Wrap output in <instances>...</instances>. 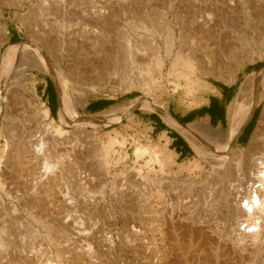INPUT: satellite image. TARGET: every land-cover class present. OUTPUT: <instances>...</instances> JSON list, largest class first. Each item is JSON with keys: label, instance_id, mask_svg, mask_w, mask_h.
Returning a JSON list of instances; mask_svg holds the SVG:
<instances>
[{"label": "rangeland", "instance_id": "374dc122", "mask_svg": "<svg viewBox=\"0 0 264 264\" xmlns=\"http://www.w3.org/2000/svg\"><path fill=\"white\" fill-rule=\"evenodd\" d=\"M10 45L22 53L8 121L0 115V166L9 165V180L0 183V264H264V243L238 250L232 241L244 227L233 201L244 189L232 188L264 155V126L253 141L264 100L243 125L256 119L242 145L241 129L229 144L230 119L213 129L221 139L182 133L195 151L179 164L152 132L148 117L156 111L134 103L156 100L181 118L203 108L215 92L199 90L196 74L211 60L220 73L199 77L213 89L232 85L241 110L249 98L241 86L264 70V0H0V56ZM33 47L53 65L58 84L52 72L33 67ZM22 79L36 81L49 111L37 162L28 146L38 145L43 129L27 96H16ZM104 100L113 104L87 111ZM73 106L86 120H73ZM196 143L232 146L238 174L215 172ZM15 150L16 159L9 156ZM255 219L264 226V212Z\"/></svg>", "mask_w": 264, "mask_h": 264}, {"label": "bare ground", "instance_id": "6f19581e", "mask_svg": "<svg viewBox=\"0 0 264 264\" xmlns=\"http://www.w3.org/2000/svg\"><path fill=\"white\" fill-rule=\"evenodd\" d=\"M8 34H9L8 29H3L2 35H3V40L5 43L9 42ZM45 42L48 45V39H46ZM33 48L35 51H37L36 53L33 52V54L31 55L32 57H34L33 67L42 71V72H46V73L52 72L51 75L54 78V80L55 81L57 80L59 82V75L55 71V68L53 67V65H51L48 62L46 55L39 52L36 47H33ZM21 53H22L21 46H11L10 45L7 48V50L5 51V53L0 56V58L2 59V64H1L2 76L0 77V79H1V82H0V115L3 116L5 118V120H7V121H8V113H7L6 107L9 104L7 101L10 97L11 91L12 92L14 91V90H12L14 88L13 78H14V75H16L18 73L17 66H18V62L20 61L19 59H20ZM219 65L220 64H217V63L212 62L210 60L206 64H202L201 67H199V69L201 70V73L196 74V86L199 90H202L204 93H209L211 91H214L213 87L208 82L203 81L199 76H201V75L215 76V75L219 74L220 73V66ZM51 68L53 71L51 70ZM232 79H233V82H235L237 78L233 77ZM57 81H56V83H57ZM20 82H22V86L18 87L19 90H17L16 93H19V94H17L16 96L21 97L22 96L21 94H23V96L24 95L27 96V98L29 99V102L31 104H33V106H30L29 109H30V111L35 113V116L37 117L36 120L40 124V128L43 129V131L40 133V135L38 136V139H37V141L39 142L38 145L36 146L35 144H33L31 147L28 146V149H29L28 153L30 152L29 154L31 156V160L37 162L38 156L43 157V155H45V151H46L45 150V144H46L45 140L47 137L46 135H48V131L50 128V126H48V124H47V120L49 117V111L47 109L46 103L43 101V99L37 93L36 85H35L36 81H32L30 79H27V80L22 79ZM29 83L30 84L32 83V88L30 87ZM247 89L249 92V98H248L247 102L244 104V107H242L241 110H239L240 108H237V110H236V107H235L234 102H233L228 109L230 121H231V123H229L230 124V127H229L230 128V130H229V136H230L229 144L230 145H232L236 131H238V129L239 130L241 129V131H242L243 125L247 122L248 118L252 114H254V112H256L255 109L264 100V70L257 73V74H253L248 79H246L244 81L243 85L241 86L240 92L242 93L244 90H247ZM238 99H239V97H238ZM64 102L67 105L73 104V103H71V101L69 99H66V101L64 100ZM132 102L133 101H131L129 103L132 104ZM134 103L142 105V106L146 107L147 109H150L153 111L155 110L157 112L158 111L161 112V115L165 118V121L170 126H175V128H177L181 133H184L187 136H190L191 138H193V136H197V134H198L197 132L199 130H203V131H207L209 133H212L213 137H216L217 139H221V136H222L221 130L219 129L218 131L214 132L213 129L210 127L209 123L204 122L205 124H200V125L182 126L181 124L177 123L172 118V116L167 111V109H165L163 105H160L156 100H152V99L142 97V98H138ZM73 111L76 112V108L74 106H73ZM250 112H252V113H250ZM73 116H74V117H72L73 120H79V121L86 120V117L81 116V114L78 112H76V114ZM98 117H99V115H98ZM263 126H264V111H263L262 120L260 121L259 126L255 132V137L253 138V141L256 139L257 135L259 134L260 129H261V131L264 129ZM262 127H263V129H262ZM25 131H27V129ZM28 134H31V132L27 131V135ZM257 143H258V141H257ZM196 145L200 146L201 151H202L201 154H203L202 155L203 157H205V158L208 157L210 162H213L214 164H216V169L214 170L215 172L218 173V172L224 171V173L229 175V176H231L234 172H237V174H238L239 168L234 167V161L237 162L238 160L236 158H234L235 152L232 154V151H230V150H232V146L227 145L228 147L223 146V149H218L216 146L213 147V146H209L207 144H204L203 148H202V145H200V143H196ZM252 145H253V143H252ZM226 148H227V150L230 148L229 151H227ZM11 149H12V147H11ZM250 149H251V147L240 152L237 155L242 157L243 156L242 154L246 153L247 151H250ZM220 150H224V151L221 152ZM17 152L18 151L15 150L14 154L10 155L11 153H9V156H12L16 159L15 156H16ZM248 157H249V155H248ZM10 159H12V158H10ZM43 160H44L43 165H44L45 172L46 171L48 172V160H47V158L43 159ZM6 162H8V161H6ZM0 164H1V162H0ZM199 165L200 164H197V166H199ZM1 167L2 166H0V170H1L0 171V183L2 181L1 178L4 181L9 180V176H8L9 165L7 166V168L6 167L1 168ZM250 172H251L250 178L246 182H241L240 186L237 183L238 185H236L232 188V189H244V191L239 193L233 199L234 206H235V214H237V216L242 220V222L244 224V227L242 229H239L237 231V235L234 237V239H232V241L234 242V247L238 250L239 249L242 250L244 248H250V247L259 248L264 243V226H259V223L258 224L256 223L257 219H255V216H258V217L262 216V214L264 212V155L261 158H259V160L256 162L255 166L251 169ZM46 177L48 178V175ZM167 191H169L168 193L170 195H177L179 192L177 189H168ZM161 202H159V203H161ZM151 208L152 207H150V206L147 207V213H148V211L150 213Z\"/></svg>", "mask_w": 264, "mask_h": 264}, {"label": "crops", "instance_id": "0c3cea01", "mask_svg": "<svg viewBox=\"0 0 264 264\" xmlns=\"http://www.w3.org/2000/svg\"><path fill=\"white\" fill-rule=\"evenodd\" d=\"M223 86V89L220 87H214L215 91L213 92L215 93L211 95L206 105L203 107L206 109V113H204L203 115H195L190 120L189 124L201 120L205 123H209L212 129H214V127L224 128V126L228 124V121L230 119L228 109L234 100L235 89L232 85ZM95 103H102V101H97L92 104ZM96 111L100 110H94V112ZM193 113L194 111H190L185 115H182V118L188 117ZM157 116L159 117L160 121H154L151 119V117H148L153 122L152 132L158 133L161 143L163 142L167 146V150L171 153V156L175 163L179 164V162L190 159V157H192V155L194 154L195 150L193 148V145L187 139V137L182 134L178 129L170 127L167 123L163 121V119L159 115ZM251 122L252 121H249L238 135L236 139L237 145H242L241 139L244 138V136L247 134V129Z\"/></svg>", "mask_w": 264, "mask_h": 264}, {"label": "trees", "instance_id": "16d2710c", "mask_svg": "<svg viewBox=\"0 0 264 264\" xmlns=\"http://www.w3.org/2000/svg\"><path fill=\"white\" fill-rule=\"evenodd\" d=\"M257 67H259L258 64L253 65V66H249V67L246 69V71L249 72V69H250V68H254V70H255V69H257ZM216 86H217V87H220V88H222V89L224 88V86H223V85H220V84H216ZM52 89H53V91H54V87H53L52 83L49 82V86H47V87H46V90H45V95L48 96V92H49L50 90H52ZM102 103L107 104V107L110 106L111 104H113L112 101H102ZM97 104H100V103L90 104V105L87 107V111H88V112H90V111H91V112H94V111H92V107H93L94 105H97ZM49 107L51 108V103L49 104ZM259 110H260V108L256 111V113H257ZM204 113H206V109H205V108H202V109H200V110H196V111H194L193 114H191V115H189L188 117H185V118H181V117H179V116H177V115H175V114H173V115H174L176 118L180 119L182 122H184V123H189L190 120H191L195 115H203ZM150 117H151V119L154 120V121H160V119H159V117H158L157 115H152V116H150ZM255 120H256V119L254 118V120L249 124L248 129H247V132H248L249 128L251 129V131H250V136H251V134H252V132H253V130H254V127H255ZM249 138H250V137H249ZM248 140H249V139H248Z\"/></svg>", "mask_w": 264, "mask_h": 264}, {"label": "water", "instance_id": "95a60500", "mask_svg": "<svg viewBox=\"0 0 264 264\" xmlns=\"http://www.w3.org/2000/svg\"><path fill=\"white\" fill-rule=\"evenodd\" d=\"M156 113H157L158 115L161 114V112H159V111H158V112L156 111ZM170 115L172 116V118H173L177 123L181 124L182 126H186L185 123H183L181 120L177 119L172 113H170Z\"/></svg>", "mask_w": 264, "mask_h": 264}]
</instances>
